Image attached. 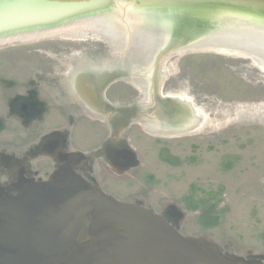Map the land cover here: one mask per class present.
I'll list each match as a JSON object with an SVG mask.
<instances>
[{"label":"rangeland","instance_id":"obj_1","mask_svg":"<svg viewBox=\"0 0 264 264\" xmlns=\"http://www.w3.org/2000/svg\"><path fill=\"white\" fill-rule=\"evenodd\" d=\"M76 57L117 61L105 42L64 33L0 45L2 181H15L30 165L36 176L54 178L65 158L60 154L82 153L84 176L106 197L151 210L187 238L206 239L218 257L264 264V72L239 55L167 58L163 102L191 103L207 125L163 138L126 114L142 97L127 79L106 91L118 111L105 119L72 100L64 83ZM131 63L118 64L128 77ZM141 101L135 114L142 113ZM56 139L59 153L42 151ZM32 148L40 153L30 158ZM116 150L132 160L115 164L110 152Z\"/></svg>","mask_w":264,"mask_h":264},{"label":"water","instance_id":"obj_2","mask_svg":"<svg viewBox=\"0 0 264 264\" xmlns=\"http://www.w3.org/2000/svg\"><path fill=\"white\" fill-rule=\"evenodd\" d=\"M103 1L0 0V29L98 7ZM162 1L146 12L163 21L177 20L178 24L165 21L155 26L169 25L176 34L187 35L182 44L169 37L164 40L163 55L172 53V58H178L175 52L183 48L188 55L209 53L186 48L195 49L190 46L202 38L206 39L204 45L214 42L211 37L223 22L216 21L212 12L232 13L253 7L264 11V0ZM224 3L229 7L221 8ZM188 4L194 6L190 11L180 6ZM87 161L82 153L66 155L51 180L23 177L19 194L0 196V264H250L243 258L230 261L214 255L205 246L206 239L185 237L143 206L106 197L83 176ZM87 221L88 236L83 240Z\"/></svg>","mask_w":264,"mask_h":264},{"label":"bare ground","instance_id":"obj_3","mask_svg":"<svg viewBox=\"0 0 264 264\" xmlns=\"http://www.w3.org/2000/svg\"><path fill=\"white\" fill-rule=\"evenodd\" d=\"M162 2V0H104L98 7L89 6L9 26L8 29H0V45L27 42L63 33L65 37L71 39L105 42L111 47L112 58L117 61H111L112 64L110 60L102 63V60L95 62L85 57H76L65 79L71 98L87 111L105 119L109 112H106L105 116L102 113L103 106L99 105L97 100L98 88L103 84L100 89L104 91L112 80L115 81L116 77L113 74L114 71H118V79L129 80L141 93L142 113H134L132 117L148 133L163 138L194 133L207 124L202 122V118L195 116L193 105L177 99H169L166 104L161 96L163 83L169 75L165 70L166 59L172 58V53L168 56L163 55L165 52L162 50V44L168 37L182 44L187 37L185 34H176L169 25L159 28L155 26V24L162 26L165 21L167 24L171 22L178 24L177 20L163 21L146 12L148 8L157 7ZM131 5H135L137 10L134 11ZM180 6L188 10L194 8L190 4ZM227 7L229 4L224 3L221 8ZM212 14L216 21L223 22L218 25L220 31L211 37V41L214 42L204 45L202 43L206 39L202 38L190 46L195 49H186L192 52L239 55L252 60L254 65L264 72V11L253 7L234 10L232 13L215 11ZM186 52L187 50L183 48L176 50L175 53L180 58L188 55ZM160 55L163 56V60L160 59ZM145 56L146 59L143 58ZM130 61L132 77H128L127 71L118 68V64L125 62L129 64ZM108 62L110 63L107 64Z\"/></svg>","mask_w":264,"mask_h":264},{"label":"flooded vegetation","instance_id":"obj_4","mask_svg":"<svg viewBox=\"0 0 264 264\" xmlns=\"http://www.w3.org/2000/svg\"><path fill=\"white\" fill-rule=\"evenodd\" d=\"M109 52V51H108ZM109 56V55H108ZM107 56V57H108ZM104 59V58H103ZM103 59H98V60H103ZM97 60V61H98ZM115 73L113 74V76H115L116 78L114 79L115 81H111V84H109L108 85V87L104 90V91H101V89L100 88H102V86H104L103 84L100 86V88H98V94H97V100L99 101V105H102V106H104L106 103H107V105H105L106 106V112H113V113H115V112H117L118 110H116V108H114V111L112 110V108H110V107H112V106H110L111 105V103H109V101L107 100V98L105 97V93H106V91L108 90V88L109 87H111L117 80H124V79H122V78H120V79H118L117 78V76H118V71H114ZM125 81H127V80H125ZM128 82V81H127ZM129 83V82H128ZM105 84V83H104ZM131 84V83H130ZM132 86H134L133 84H131ZM64 86H65V83H64ZM66 87V86H65ZM99 87V86H98ZM135 87V86H134ZM66 89H67V87H66ZM135 89L137 90L138 88H136L135 87ZM139 90V89H138ZM67 91H68V89H67ZM162 91V90H161ZM68 93H69V91H68ZM103 94V95H102ZM162 94V93H161ZM69 95H70V93H69ZM73 100V99H72ZM105 100H106V102H105ZM140 100H142V97H141V99ZM140 100L137 102V105H136V109L137 110H133L131 107H130V109H132V110H128L127 111V113L126 114H128V115H132V113H135V112H138L139 111V102H140ZM22 101V100H21ZM75 101V100H74ZM77 102V101H76ZM105 102V103H104ZM78 103V102H77ZM102 103V104H101ZM78 104H80V103H78ZM81 105V104H80ZM82 106V105H81ZM102 106H100L101 108H102ZM28 108V107H27ZM84 108V107H83ZM134 108V107H133ZM85 110V109H84ZM86 111V110H85ZM39 112V113H38ZM37 112V114L35 113L34 114V116L36 115V116H38V115H40L41 113H42V111L41 110H39ZM86 113L87 114H89V115H91V116H93V117H96V116H94V115H92V114H90V113H88L87 111H86ZM102 113H103V108H102ZM130 116H129V118H130ZM31 118H33L32 117V115L30 116ZM101 119V118H100ZM59 147H61V143H60V140L59 139H56V140H51V143H50V145L49 144H47V147H45V149L42 147V151L43 150H45V152H51V151H53V153H59L60 151H59ZM56 149V150H55ZM55 150V151H54ZM8 154H10V155H14L15 153H9V152H7ZM35 153H40V151H37L36 149H31V150H29L28 151V154H30V158L35 154ZM69 154H71V153H69ZM69 154H66V155H69ZM16 155V154H15ZM60 155H62V157L61 158H64L65 156H64V154H60ZM6 156H2V155H0V159L1 158H5ZM12 157H14V156H12ZM65 159V158H64ZM64 159H63V163L62 164H64ZM110 159L115 163V164H118V165H126V164H128L131 160H132V158L126 153V152H124V151H119V150H116V151H112V152H110ZM31 166V165H30ZM30 166H28V167H26V169H24V168H22L21 169V174H20V176L15 180V181H12V182H10V183H6V182H3L2 181V179L0 178V196H7V195H17V194H19L20 192H21V190H22V188H21V179L23 178V177H26V178H31V179H34V180H36V181H49V180H51V179H44L43 177H40V176H36L35 174H33V172L31 171V169H30ZM62 166V165H61ZM23 171V172H22ZM82 174H83V176H84V171H82ZM85 177V176H84ZM86 178V177H85ZM87 179V178H86Z\"/></svg>","mask_w":264,"mask_h":264}]
</instances>
